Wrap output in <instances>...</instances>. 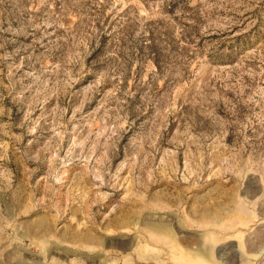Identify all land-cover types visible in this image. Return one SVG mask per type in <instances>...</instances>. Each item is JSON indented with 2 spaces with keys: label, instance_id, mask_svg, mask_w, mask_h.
<instances>
[{
  "label": "rangeland",
  "instance_id": "rangeland-1",
  "mask_svg": "<svg viewBox=\"0 0 264 264\" xmlns=\"http://www.w3.org/2000/svg\"><path fill=\"white\" fill-rule=\"evenodd\" d=\"M0 264H264V0H0Z\"/></svg>",
  "mask_w": 264,
  "mask_h": 264
}]
</instances>
